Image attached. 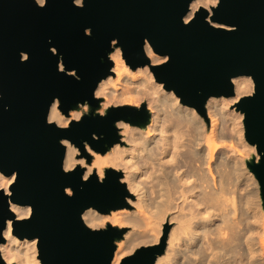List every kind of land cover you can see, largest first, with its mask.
Returning a JSON list of instances; mask_svg holds the SVG:
<instances>
[{
    "label": "water",
    "instance_id": "95a60500",
    "mask_svg": "<svg viewBox=\"0 0 264 264\" xmlns=\"http://www.w3.org/2000/svg\"><path fill=\"white\" fill-rule=\"evenodd\" d=\"M194 0H0V173L14 175L0 188V244L11 220L19 239H36L40 264H112L125 227L91 228L83 213L128 207L123 173L64 168L68 141L87 163L120 142L117 123L145 127L151 113L119 105L98 110L99 83L112 75L110 55L121 51L131 70L148 66L155 81L173 91L208 122L211 97H233L232 79L249 76L251 94L235 104L244 138L258 158L246 162L259 185L264 210V0H217L194 14ZM166 59L153 64L145 46ZM85 104L89 111L67 126L49 120ZM70 191V192H69ZM30 207L18 219L11 205ZM169 226L157 243L143 245L119 264H155L165 253ZM0 264L8 263L0 252Z\"/></svg>",
    "mask_w": 264,
    "mask_h": 264
},
{
    "label": "bare ground",
    "instance_id": "6f19581e",
    "mask_svg": "<svg viewBox=\"0 0 264 264\" xmlns=\"http://www.w3.org/2000/svg\"><path fill=\"white\" fill-rule=\"evenodd\" d=\"M216 4L217 0H194L188 17L200 7L209 9ZM145 50L153 64L166 59L154 54L148 45ZM110 57L113 74L99 83L95 95L104 98L103 106L139 107L146 100L150 121L145 128L118 122L122 134L119 143L126 145L117 143L105 154L93 152L88 165L77 157L74 145L64 141V168L85 167V178L93 174L103 178L106 168L121 169V181L136 197L135 202L130 201L137 207L134 211L101 214L88 209L83 213L84 222L91 228L108 223L131 228L117 242L112 264H119L137 246L157 243L165 221L175 225L168 234L165 253L155 264H178L180 260L181 264H264V211L251 200L254 190L243 192L249 179L244 169L246 158L234 140L242 143V149L249 146L254 151L255 147L243 138V114L230 109L253 92L252 79L235 77V96L207 100L208 127L195 108L182 104L173 91L154 80L148 66L129 69L119 49ZM80 116L81 112L73 110L66 117L57 101L49 112V120L59 126H67ZM13 180L14 175L0 173V188L8 193ZM243 182L241 196L237 193ZM11 209L18 219L30 214L29 206L12 204ZM11 225L9 220L3 233L2 257L8 263L40 264L36 260L37 240L19 239L12 234Z\"/></svg>",
    "mask_w": 264,
    "mask_h": 264
},
{
    "label": "rangeland",
    "instance_id": "374dc122",
    "mask_svg": "<svg viewBox=\"0 0 264 264\" xmlns=\"http://www.w3.org/2000/svg\"><path fill=\"white\" fill-rule=\"evenodd\" d=\"M123 60H124V59H123ZM124 62H125V60H124ZM126 65H127V64H126ZM113 66H114V65H113ZM127 67L130 69V67H129L128 65H127ZM133 71H134V70H133ZM152 74H153V73H152ZM153 78H154V76H153ZM154 80H155V78H154ZM98 98H101L102 102L105 101L104 98H102L101 96L98 97ZM102 102H101V106H100V108H99L98 111H99V112H102L103 114H104L105 110H106L108 107H111L112 105H113V106L126 105V104H117V105H116V104H110V105H108V106H103ZM146 102H147L146 100H143V101L141 102V104H142V103H145V104L147 105ZM131 106H132V105H131ZM139 106H140V105H139ZM147 109H148V107H147ZM230 109H234L235 111H237V110H236V107H235V104L232 105V106H230ZM148 110H149V109H148ZM59 111H60V110H59ZM78 111L81 112V116H82L84 113H87V112L89 111V106H88V105H86V106H80V107L78 108ZM149 112H151V111L149 110ZM237 112H240V111H237ZM70 113H71V112H70ZM240 113H241V112H240ZM69 116H70V115H69ZM69 116H68V117H69ZM207 116H208V115H207ZM242 121H243V119H242ZM209 122H210V119H209V117H208V122H207V123H208V127H209V125H210ZM117 126H118V125H117ZM145 127H146V126H145ZM145 127H144V128H145ZM118 128H119V127H118ZM119 129H120V128H119ZM243 129H244V127H243ZM119 134H120V139H122L121 129L119 130ZM243 138H244V131H243ZM244 139H245V138H244ZM234 141H235V144H237V145H236V148H237V146L239 145L237 149H238V150L240 149L241 151H243L242 154L245 155L246 162H247L248 160H250V159L252 158V156H255L256 158H258V154H257V152H256V149H254V151H253L249 146H246V147L243 146V149H242V145H241L242 143H241V144L238 143V142L236 143V139H235ZM119 144L122 145V143H119ZM123 144L126 145V142H123ZM124 145H122V146H124ZM240 146H241V147H240ZM74 147H75V146H74ZM239 147H240V148H239ZM75 148H76L77 151H78V152H77V157H78V158H84V159H85V162H86L87 165L92 163V161H93V152H94V151L91 150L90 147H89L88 145H86V148H87V151L89 152V154L91 155V158H92L90 163H87L86 158L83 157V156H81V153H80L79 149H78L77 147H75ZM248 148H249V150L251 149V151H249ZM240 150H239V151H240ZM247 151H249V152L247 153ZM245 152H246L247 154H246ZM254 152H255V153H254ZM95 153H97V152H95ZM240 153H241V152H240ZM81 167H82V166H81ZM84 168H85V167H84ZM244 169H245V170L247 169V171H248V174H247V175L249 176V179H248V182H247V183H248V187H250L251 185L254 184L253 182H254L256 179H255L254 175L250 172V170L248 169L247 166H244ZM85 170H86V168H85ZM118 171H121V169H118ZM121 172H122V171H121ZM250 175H251V176H250ZM121 180H122V179H121ZM252 180H253V181H252ZM249 181H250L251 183H250ZM255 183H256V184H254V186H252L253 188L250 187L252 190H251L250 188L247 187L248 189L246 188L245 191L243 190V192L245 193V192H250V191H253V190H254V194L252 195L251 200H252V201L255 200V201H254L255 204H259V205H260V209L263 210V207H262V201H261V197H260V191H259V185H258L257 180L255 181ZM241 184H242V185L240 186V190H239V191H241L242 188H244V187H243L244 182L241 183ZM126 186H127V185H126ZM255 187H256V188H255ZM254 188H255V189H254ZM256 189H258V190H256ZM239 191H238L237 194L242 196V193H243V192L241 191V192H240L241 194H240ZM256 191H258V192H256ZM255 192H256V194H255ZM244 193H243V194H244ZM251 193H252V192H251ZM257 194H258V196H257ZM256 197H258V198H256ZM255 198H256V199H255ZM257 199H258V200H257ZM126 200H127V203H128L129 206H128V207H125V208H123V209H128V210H130V211H134V210L137 209L136 205H132V204H130V203H131L130 201L135 202V201L137 200L135 196H133V195L131 194V196L126 197ZM257 201H258L259 203H258ZM116 211H117V210H116ZM263 211H264V210H263ZM166 224L169 226V232H170L171 228L175 225L174 222L165 221L164 224L162 225V231H163V227H164V225H166ZM173 224H174V225H173ZM113 226H114V225H113ZM115 226H118V225H115ZM104 227H105V226H104ZM118 227H122V228L125 227V228L127 229V231L131 229V228L129 227V225L118 226ZM102 228H103V227H102ZM127 231H126V232H127ZM161 235H162V232H161ZM143 245H144V244H143ZM143 245H140V246H143ZM147 245H149V244H147ZM140 246H139V247H140ZM136 248H138V246H137ZM136 248H135V249H136ZM135 249H134V250H135ZM134 250H133V251H134ZM133 251H132V252H133ZM132 252H130V253L126 254V255H129V254H131ZM126 255H125V256H126ZM36 260H38V261L40 262V260L38 259V252H37V255H36ZM11 263L15 264V262H11ZM181 263H182V260H180L178 264H181Z\"/></svg>",
    "mask_w": 264,
    "mask_h": 264
}]
</instances>
